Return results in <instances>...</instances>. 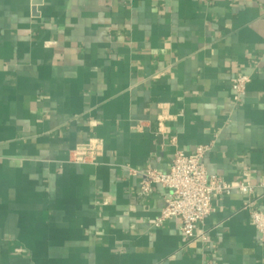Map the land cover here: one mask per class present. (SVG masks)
<instances>
[{"label": "crops", "instance_id": "obj_1", "mask_svg": "<svg viewBox=\"0 0 264 264\" xmlns=\"http://www.w3.org/2000/svg\"><path fill=\"white\" fill-rule=\"evenodd\" d=\"M198 146L256 189L155 227L135 171ZM261 183L264 0H0V264H264Z\"/></svg>", "mask_w": 264, "mask_h": 264}, {"label": "built area", "instance_id": "obj_2", "mask_svg": "<svg viewBox=\"0 0 264 264\" xmlns=\"http://www.w3.org/2000/svg\"><path fill=\"white\" fill-rule=\"evenodd\" d=\"M248 83L249 78L245 75L237 74L230 78V89L235 101L245 96ZM208 150V146H198L190 154L176 152L166 172L150 168L135 171L140 177V195L148 196L156 185L166 191L155 227L174 220L181 234L192 237L194 227L211 213L213 199L227 196L233 191L245 195L254 192L256 188L249 182H225L216 175L208 174L202 162ZM258 187L262 190L259 198L264 197V183ZM242 209L249 212L250 222L259 234V241L264 243V209L256 208L254 201L245 203ZM198 237L204 238L203 234Z\"/></svg>", "mask_w": 264, "mask_h": 264}]
</instances>
